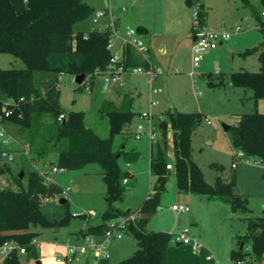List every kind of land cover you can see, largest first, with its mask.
I'll list each match as a JSON object with an SVG mask.
<instances>
[{
  "label": "rangeland",
  "instance_id": "1",
  "mask_svg": "<svg viewBox=\"0 0 264 264\" xmlns=\"http://www.w3.org/2000/svg\"><path fill=\"white\" fill-rule=\"evenodd\" d=\"M83 1L91 9L103 8L104 2L107 1L109 10L113 13H117L118 8L124 6L126 10L121 18L128 20L127 25L136 28V21H144L151 27L161 29V33L166 35L169 43L182 40L186 32L189 40L192 36L191 9L188 8V28H186V19L183 20L182 16V4L185 0ZM200 1L214 10L219 18H224L225 24L222 30L240 26L242 31L232 35L215 54L214 52L204 54L198 68L192 69L191 52L186 49V39H183L177 48L178 64L164 69L165 72L151 82L143 74L124 77V96H115L110 88H107L104 91L105 101L98 102L96 97L98 78L94 80L90 92H86L84 86L78 88L74 82V75L64 74L59 78L60 109L63 112H83L84 123L101 137L107 128V121L100 117L99 113L102 104L110 102L119 106L125 98L124 106L138 113L130 122L128 129L116 135L112 142L114 150H121L124 155L136 154V158L129 162V166L125 157L121 156L118 159L121 172L129 179L127 184H121L124 188L121 198L112 200L110 204L120 212H126L128 209L136 212L152 190L154 181L149 171L150 141L147 135L149 124L141 115L151 116L150 120L155 127L157 138L159 122L166 118L167 111L174 109L182 113L201 115V123L196 127L191 138V158L201 170L205 183L212 186L217 177L225 183L234 179L235 192L245 200L246 206L251 210V216L264 217V168L242 163L237 158L235 150L231 148L229 132L221 128V124L235 126L238 116L242 114L252 112L264 114V98L255 101L250 89L233 86L229 79V74L232 72L257 73L260 70L258 53L245 54V51L257 47L263 37L255 27L256 19L251 18L249 7L260 14L263 5L261 0H246L245 3L242 0ZM12 2L16 12H23L27 5V0H12ZM105 20L102 18L95 25L90 14L74 26V32L94 30ZM247 20L253 25L251 30L245 25ZM259 20L264 21V17H259ZM143 40L146 41L144 37ZM22 68L24 64L21 60L0 53V69ZM153 90L157 93H152ZM151 102H157V105H151ZM207 120L211 124H207ZM139 124H142L145 130L140 138H136L134 131ZM53 126V118L48 113L35 125L31 136L27 132L20 134L18 128L11 124L0 125L9 136L7 144L4 145L0 141V152L5 151L12 156L11 161L0 156L1 163L7 164L10 168V174L0 176V190L6 187L13 188L11 176H18L21 171L23 178L20 182L23 189L27 185V174L31 171L48 172L50 183L57 185L61 190L66 187L70 189L67 198H64L66 204L59 203L60 198L55 196L43 201L40 207L48 221H59L67 217L65 223L57 227L41 228L39 225H30L28 228L35 235L38 259L42 264H60L56 262V256L64 257L67 246L72 245L75 235L84 231V227L100 224L101 216L109 205L106 200V186L102 181L101 169L98 165L91 164L78 170L65 169L64 173H50V169L56 166L57 162V151L49 140ZM27 147L29 151L24 150ZM232 164L236 167L232 168ZM173 205L187 207L188 211L176 214L171 209ZM72 214L75 216L73 217ZM121 217L116 220H120ZM184 228L188 229L190 236L197 238L203 248L196 252L190 245L176 246V242L170 239L165 253V264H213L214 262L230 264V251L237 248L236 237L245 236L247 222L244 214H232L230 207L223 201L178 191L173 169L168 167L164 190L160 194V207L149 217L144 230L146 233L160 231L171 235ZM96 239L99 241L101 237ZM248 246V244L244 245V253L250 251H246ZM135 249V238L131 232L123 230L120 240L111 241L107 261L109 264H120L127 260ZM208 254L213 256L210 262L205 260ZM19 259L21 264H34V260L28 259L24 254L19 255ZM2 261L3 257L0 256V264ZM85 262L86 256L77 252L70 261L61 264H85Z\"/></svg>",
  "mask_w": 264,
  "mask_h": 264
},
{
  "label": "trees",
  "instance_id": "2",
  "mask_svg": "<svg viewBox=\"0 0 264 264\" xmlns=\"http://www.w3.org/2000/svg\"><path fill=\"white\" fill-rule=\"evenodd\" d=\"M194 2L197 0H185L188 6ZM261 3L264 8V0ZM90 14L92 9L83 0H27V6L21 13L15 11L11 0H0V53L19 59L24 64L22 69H0V125L11 124L18 128L20 134L27 132L31 136L35 125L48 113L54 121L49 140L55 144L57 151L56 166L78 170L96 164L101 169L108 208L101 216V223L80 231L76 234L77 239L102 236L110 221L128 214L110 204L112 200L121 198L124 191L121 184L127 177L121 172L118 159L123 156L129 164L136 158V154L124 155L123 151L114 150L112 145L114 137L128 129L137 115L130 108L115 107L110 103L100 107V117L107 121L108 130L107 137L102 138L85 126L83 112H63L59 106L58 79L61 75L84 74V80L95 78L94 73L104 70L109 62L108 35L105 31L74 32V26ZM199 17L202 22L201 9ZM259 17L260 14L255 19L263 36L262 41L257 47L245 51V54L258 53L259 72L237 71L229 74L231 85L250 89L255 101L264 98V21H260ZM125 56L126 66H145L132 48L125 49ZM21 98L23 100L19 101ZM11 101L16 104L13 114L4 118L2 106ZM60 115H63V120L58 122ZM200 123V114L175 110L166 112V118L159 122V135L150 143L149 149V171L154 179L152 190L136 212H129L138 215L136 226L129 225L126 229L135 238L136 249L120 264H165L171 236L160 231L146 233L144 229L149 217L160 207V194L168 175V136L177 190L218 199L230 207L232 214L245 215L247 232L243 237H236L237 248L230 251V261L248 260L252 264L262 259L264 217L251 216L245 200L235 192L234 179L225 183L217 177L214 185H208L201 170L192 161L191 138ZM227 132L235 153L241 152L246 158L264 162V114H242L237 124L230 126ZM4 174H10V168L0 161V176ZM11 180L13 188L0 190V244L15 242L25 249L28 259L38 260L37 247L33 245L35 235L28 228L30 225L57 227L66 222L67 217L48 221L40 209L43 201L55 196L62 199L61 188L47 182L36 171L28 172L25 189L18 176H11ZM245 244L249 245L250 251L244 253ZM1 264H21L18 253L12 252ZM102 264H108L107 260Z\"/></svg>",
  "mask_w": 264,
  "mask_h": 264
},
{
  "label": "built area",
  "instance_id": "3",
  "mask_svg": "<svg viewBox=\"0 0 264 264\" xmlns=\"http://www.w3.org/2000/svg\"><path fill=\"white\" fill-rule=\"evenodd\" d=\"M190 9L192 15L193 36V44L191 47V63L192 69L194 70L199 66V62L201 61L202 56L207 52L216 49L220 43L228 40L230 37V33L226 31L217 32L209 30L200 20V5L198 2H194L190 6ZM122 11H124V8H122ZM260 16L264 17V8L260 12ZM105 17L108 18V21L98 27L97 30L105 31L108 35L107 50L110 52V58L104 70L96 71L94 73V76H96L95 78H100V80L106 86L112 85L121 88L124 86V77L126 75L143 74L151 82L155 77L163 74V71L161 69L155 68L151 65L150 51L146 42L143 40V33L141 31L130 26H125L121 31L116 24V18L112 15L111 11L108 8L95 11L92 15V23L97 25L99 23V20ZM235 30L238 31V28H236ZM127 47H130L137 52L140 60L145 64V66L125 65V49ZM190 76H193L192 71L190 72ZM95 78L87 77L83 81L82 86H84L86 92L91 91L92 82ZM152 93H157V91L153 90ZM22 100V98L19 99V101ZM15 105L16 104L11 101L9 104H4L2 106V114L4 118H8L13 114ZM151 105H157V102H151ZM141 116L142 119L149 124L147 135L151 143L156 139L155 127L150 120L151 116L147 114H143ZM62 120L63 115H60L57 118V121L61 122ZM207 124H211V122L207 120ZM144 130V126L142 124H139L134 131L135 137L140 138L144 133ZM8 138V134L3 128L0 127V141L5 145L8 143ZM25 151H28V147L25 149ZM235 154L237 158L240 159L244 164H252L254 166L264 168V162H262L260 159L246 158L241 152H236ZM0 156L8 159L9 161L12 160V156L5 151H1ZM127 166H129V164H127ZM166 167L167 169L168 167L172 169V166H170L169 164ZM231 167L235 168L236 165L232 164ZM64 172L65 169L59 168L57 166H53L50 169V173ZM39 174L47 182H50L47 174ZM128 180V177H126L125 179H123L122 183L127 184ZM69 192V187L62 189L60 197L67 198ZM171 209L176 214L188 211L187 207H178L175 205H173ZM72 216L74 217L75 215L73 214ZM137 217V214L128 213L127 215L121 217L120 220L110 221L108 223V228L105 230L99 241H97L95 236H86L84 238H81L78 243L67 246L66 253L63 258L57 255L55 259L56 262L60 264L67 263L77 252H80L90 257L89 264H102L103 261L107 260L108 247L110 246L111 241L120 240L122 238V231L126 230L129 225L136 226ZM170 236L173 242H176L177 244L190 245L193 251L199 252L203 248V246L198 242L197 238L189 235V231L187 228L180 229ZM33 245L37 247L35 242H33ZM248 250H250L249 246L246 247V251ZM12 252H16L18 253V255H23L25 254V249L12 241H6L0 244V256L3 257V259ZM205 260L207 262H210L211 260H213V256L211 254H208L205 257ZM213 264L218 263L214 262ZM230 264H250V262L248 260H238L235 262L230 261ZM252 264H264V252L260 262H254Z\"/></svg>",
  "mask_w": 264,
  "mask_h": 264
},
{
  "label": "crops",
  "instance_id": "4",
  "mask_svg": "<svg viewBox=\"0 0 264 264\" xmlns=\"http://www.w3.org/2000/svg\"><path fill=\"white\" fill-rule=\"evenodd\" d=\"M12 1V0H11ZM197 2L199 3L200 5V9H201V13H202V23L209 29V30H212V31H217V32H223V31H226L228 33H230V37L228 40L220 43L218 45V47L212 51H209V52H214L213 54H215L219 48L221 46H223L224 43L228 42L231 38L232 35L234 34H237V33H240L242 30H241V27L240 26H237L235 28H230L229 30H222V28H224V24H225V21H224V18H219V16H217L214 12V10L212 11L211 9H209V7H206L203 2H201L200 0H197ZM86 3V2H85ZM245 3V2H244ZM13 4V2H12ZM87 4V3H86ZM104 7L103 8H98V9H92V15L95 11L97 10H104V9H109V4L107 3V1L104 2ZM182 8H183V11H182V16H183V20L184 18L186 19V28H188L189 26V14H188V8H190V6H188L186 3L182 4ZM14 6V5H13ZM27 6V5H26ZM122 8H124V11L126 10V8L124 6L118 8V12L117 13H112V15L116 18V24L118 26V28L122 31L123 28L125 26H129L127 25L128 24V20H122V13L124 11H122ZM15 9V8H14ZM17 11V10H16ZM248 12L250 13V16H251V12L250 10H248ZM17 13H21V12H17ZM243 17H245L243 15ZM253 19H255V17H251ZM104 19H106L104 23H106L108 21V18L105 17ZM257 23V22H256ZM102 24V25H103ZM136 28H139L141 30V32L143 33V37L146 39V44L149 48V51H150V63L152 66H154L155 68H159L163 71V73L165 72L164 69H169L172 66H175L176 64H178V61H177V55L179 54L177 52V48L178 46L180 45L181 41L184 39H186V49L189 50L191 52V47H192V44H193V36H191L190 40H189V36L186 32V34L181 38L182 40H179L178 41H174L173 43H169L167 42V38H166V35L164 33H161V29H157V28H154L153 26L151 27L150 25H148L147 23H144V21H136ZM245 25L248 26V29L251 30L253 28V25L251 24L250 21H246L245 22ZM255 27L257 28L256 24H255ZM238 28V31H236L235 29ZM97 29V28H95ZM94 29V30H95ZM192 33V32H191ZM192 35V34H191ZM184 50V48H182V51ZM134 51V50H133ZM181 51V50H180ZM136 56L138 55L136 51H134ZM208 53V52H207ZM138 60H140V57L139 55L137 56ZM141 61V60H140ZM199 67V66H198ZM197 67V68H198ZM130 75V74H129ZM129 75H126V76H129ZM125 76V77H126ZM96 79V78H95ZM94 79V80H95ZM99 80L97 81V84L98 87H97V95L96 97L98 98V102H101L102 100L105 101L104 99V91L107 89V88H110V91L111 93H113V95L115 96H124L125 95V92H123V87L119 88L117 86H106L103 84V82L100 80V78H98ZM94 80L92 82V86H91V90L93 88V84H94ZM102 84V85H101ZM125 99V98H124ZM124 99L123 101L120 103L119 106L117 105H114L115 107H120V106H124ZM104 103V102H103ZM110 103V102H108ZM111 104V103H110ZM103 105V104H102ZM170 110H174V109H170ZM135 112V111H134ZM168 112V111H167ZM136 113V112H135ZM138 115V113H137ZM239 118V116H238ZM86 127L88 128H91L90 126H87L85 124ZM93 129V128H91ZM94 130V129H93ZM108 135V130L106 128V131H105V134L103 135L102 138H106ZM101 137V136H100ZM168 146H169V149H168V153L170 155V162H169V165L172 166V152H171V144H170V140L168 142ZM26 149V148H25ZM24 149V150H25ZM149 149H150V145H149ZM29 151V150H28ZM167 153V154H168ZM148 158H149V153H148ZM168 159V157H167ZM43 173L45 174H48V172H44L42 171ZM42 172H39V173H42ZM151 176V175H150ZM152 177V176H151ZM50 181V180H49ZM51 182V181H50ZM64 199V198H62ZM73 215V214H72ZM178 223L180 225V219H178ZM87 227H84V229H86ZM78 234V233H77ZM95 237H101V236H95ZM80 239H77V236L75 235L74 237V242L72 244H76L79 242ZM177 244V243H176ZM37 250V248H36ZM26 255V254H24ZM86 256V262L85 264H89V260H90V257L88 255H85ZM36 261H39L38 260H34V264ZM40 262V261H39ZM108 262V261H107ZM42 264V263H40ZM109 264V263H108Z\"/></svg>",
  "mask_w": 264,
  "mask_h": 264
},
{
  "label": "water",
  "instance_id": "5",
  "mask_svg": "<svg viewBox=\"0 0 264 264\" xmlns=\"http://www.w3.org/2000/svg\"><path fill=\"white\" fill-rule=\"evenodd\" d=\"M249 10L251 12V17H256L258 15V12L254 8L249 7ZM84 78H85L84 74H80V75L75 76L74 77L75 84L78 85V86L81 85V83L83 82ZM229 127L230 126L221 124L222 130L225 131V132L228 131ZM52 147H55V144H53ZM18 178L19 179H22L23 178V171H21L19 173ZM65 202H66L65 199H59V203L64 204ZM126 212L129 213L130 212V209H128ZM178 225H179V223H178ZM179 245L180 244H176V246H179ZM241 248H242V244L240 245V249ZM35 264H40V262L39 261H36Z\"/></svg>",
  "mask_w": 264,
  "mask_h": 264
}]
</instances>
